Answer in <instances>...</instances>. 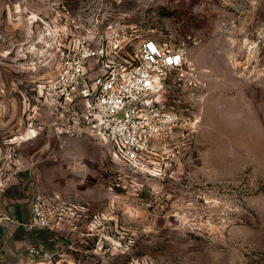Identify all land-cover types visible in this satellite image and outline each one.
I'll use <instances>...</instances> for the list:
<instances>
[{"label":"rangeland","instance_id":"obj_1","mask_svg":"<svg viewBox=\"0 0 264 264\" xmlns=\"http://www.w3.org/2000/svg\"><path fill=\"white\" fill-rule=\"evenodd\" d=\"M115 32L130 42L90 64L93 82L145 38L199 39L200 120L159 172L101 137L62 146L42 97L75 34ZM0 173L19 208L0 264H264V0H0ZM38 195L49 226L34 222Z\"/></svg>","mask_w":264,"mask_h":264},{"label":"built area","instance_id":"obj_2","mask_svg":"<svg viewBox=\"0 0 264 264\" xmlns=\"http://www.w3.org/2000/svg\"><path fill=\"white\" fill-rule=\"evenodd\" d=\"M75 36L61 51L56 76L41 89L57 139L65 146L72 138L101 137L119 150L126 164L145 169L152 161L159 172L163 153L190 143L200 120L192 108L208 79L189 58L199 39L189 35L173 43L145 38L130 65L110 66L93 82L90 64L121 51L130 36L115 32L106 43L101 35L97 44L87 33ZM9 180L0 173V205ZM32 209L36 224L50 225L44 198L35 196ZM9 220L0 207V228Z\"/></svg>","mask_w":264,"mask_h":264},{"label":"crops","instance_id":"obj_3","mask_svg":"<svg viewBox=\"0 0 264 264\" xmlns=\"http://www.w3.org/2000/svg\"><path fill=\"white\" fill-rule=\"evenodd\" d=\"M13 194L14 193L9 188L6 187V189L3 193V197H2V201H1V205H0L1 209L6 213H8V212L12 213V212H14V209H19L18 206L13 205V203H12V201H14L12 198Z\"/></svg>","mask_w":264,"mask_h":264}]
</instances>
